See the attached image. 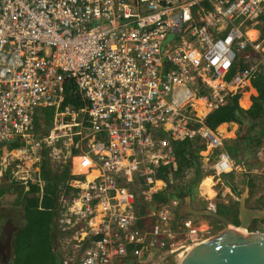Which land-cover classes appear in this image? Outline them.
I'll return each instance as SVG.
<instances>
[{
    "label": "built area",
    "instance_id": "2783aa9c",
    "mask_svg": "<svg viewBox=\"0 0 264 264\" xmlns=\"http://www.w3.org/2000/svg\"><path fill=\"white\" fill-rule=\"evenodd\" d=\"M263 19L264 0H0V181L42 196L43 161L68 167L56 209L65 264H169L213 236L164 198L180 144L219 150L199 184L208 209L240 201L225 182L239 172L261 205L264 144L244 166L204 119L255 75L264 32L248 29Z\"/></svg>",
    "mask_w": 264,
    "mask_h": 264
},
{
    "label": "trees",
    "instance_id": "16d2710c",
    "mask_svg": "<svg viewBox=\"0 0 264 264\" xmlns=\"http://www.w3.org/2000/svg\"><path fill=\"white\" fill-rule=\"evenodd\" d=\"M240 62L244 63V59L241 58ZM241 66L243 67V65ZM252 85L256 89L257 94L252 95L253 104L250 107L245 108L240 105L239 98L246 88L239 89L236 93L229 94L226 103L209 112L204 119L205 124L214 131L224 122H235L238 124L236 137L234 139H224V146L230 156L244 166L250 162L247 156L251 154V150L264 144V61L257 66ZM49 113L52 114V111H49ZM193 145H198V140ZM204 145L205 143L202 142L201 146L204 147ZM9 146L13 147L16 145L15 143H10ZM218 152L219 150L216 149L215 153ZM175 153L179 156L178 168L173 173L176 185L164 191V198L169 193L180 200L187 194L194 198L197 194L198 184L207 173L201 160L194 155L193 151H188L185 145L180 144ZM42 174L47 180V186L42 196L37 185H31L30 188L26 189L25 186L16 182L1 183L0 206L8 208L22 207L23 209L26 224L20 235V251L23 252L25 249L31 252V249L36 246L41 252V262L45 260L44 258H47L49 264H54L55 261L59 260L58 258L62 251L60 244V251L58 250L59 252H57L55 250L51 235L55 229L60 234L59 225L56 222V209L58 206V195L65 180L69 177V170L67 166L61 171L59 169L53 170L49 167L47 161L44 160L42 163ZM168 174L169 171L163 166L158 168L153 176L157 179H164ZM243 176H246L250 185L253 186V179L249 178L247 174ZM225 182L231 186L234 192H237L233 175H227ZM217 212L232 217L234 223H239L238 201L229 199L228 205L218 201ZM205 218L209 219L210 217ZM62 262L63 259L60 257V263L63 264Z\"/></svg>",
    "mask_w": 264,
    "mask_h": 264
},
{
    "label": "water",
    "instance_id": "95a60500",
    "mask_svg": "<svg viewBox=\"0 0 264 264\" xmlns=\"http://www.w3.org/2000/svg\"><path fill=\"white\" fill-rule=\"evenodd\" d=\"M249 190L241 193L238 206V224L217 211L197 209L187 195L178 209V221L184 216L210 217L224 227L211 237L202 239L189 247L176 264H264V233H243L255 220L264 222V205L251 207L247 204ZM264 203V197L261 200Z\"/></svg>",
    "mask_w": 264,
    "mask_h": 264
},
{
    "label": "flooded vegetation",
    "instance_id": "af4514ba",
    "mask_svg": "<svg viewBox=\"0 0 264 264\" xmlns=\"http://www.w3.org/2000/svg\"><path fill=\"white\" fill-rule=\"evenodd\" d=\"M258 204L261 203L258 202ZM25 224L26 217L22 207L8 208L0 206V264H49L47 258H44L45 260L41 262V252L36 246L31 249V252L25 249L23 252L20 251V235ZM51 240L55 250L59 252L61 234H59L57 229L52 232ZM60 257L63 259L62 263L65 264L63 251L59 255V260L55 261L54 264H61Z\"/></svg>",
    "mask_w": 264,
    "mask_h": 264
},
{
    "label": "crops",
    "instance_id": "0c3cea01",
    "mask_svg": "<svg viewBox=\"0 0 264 264\" xmlns=\"http://www.w3.org/2000/svg\"><path fill=\"white\" fill-rule=\"evenodd\" d=\"M251 28H253V29H257L258 31H259V29H261L260 31H262V32H264V30L260 27V26H258V25H255V26H251L249 29H251ZM248 29V30H249ZM260 51L258 52H253V54H254V56H255V59H258L259 61V63H260V61H261V58H262V56H264V42H260ZM258 62H253V63H257L258 65H259V63ZM249 89H254V92L253 93H251L250 94V104L247 106V107H245V106H243L241 103H240V101H241V99L243 98V96H244V93L245 92H247ZM257 94V91H256V89L254 88V86L252 85V82L246 87V90L245 91H243V93H242V95H241V97L239 98V103H240V105L241 106H243V107H245V108H248V107H250L252 104H253V100H252V95H256ZM197 105V107H198V110L200 109L201 111L200 112H202V113H206V109L205 108H202L203 107V105H200L199 103L198 104H196ZM199 112V113H200ZM237 129H238V124L237 123H235V122H224V123H222V124H220L218 127H217V129H216V131H217V133L222 137V138H224V139H226V138H231V139H234L235 137H236V135H237ZM185 146H186V148H187V150L188 151H193L194 152V155H197L198 153H199V151H200V155H199V157L198 158H200V156H201V160L204 162V163H202V165L204 166V169H205V171L207 172V170H209V172L210 173H212L211 172V159H212V157H213V155L215 154H212V155H209V156H206V154L208 153V151H209V148H206V147H202V146H197V145H192V144H184ZM253 152H254V149H252L251 150V154H249L248 156H247V158L248 159H252L253 158ZM248 165V164H247ZM210 173H208V175L210 174ZM236 175L237 176H235L234 177V183H235V185H236V187H237V193L239 194V198H240V196H241V193L243 194L245 191H247V190H249V199H248V202H247V204L249 205V206H251V207H256L255 205H256V203L257 202H255V200L254 199H252L251 198V190H252V186L250 185V183H249V179L246 177V176H243V175H245L244 173H236ZM238 175H240V176H242V179H238ZM204 178H205V176H204ZM200 184V183H199ZM230 188H231V186H230ZM208 194L209 195H213L214 194V190L213 189H208ZM188 195V194H187ZM186 195V196H187ZM186 196L182 199V200H180V205H182V203H184V201H185V198H186ZM228 198L229 199H232L230 196H228ZM212 199H215L217 202L218 201H221V202H223L225 205H228V203H229V200H228V202L227 203H225L223 200H222V198L221 197H219V198H215V197H213ZM251 202V203H250ZM191 203H192V205L195 207V208H197V209H204V208H207V206H208V200H207V198H206V196H203V195H201L200 194V192H199V187H198V191H197V194L195 195V197L193 198L192 196H191ZM238 204H239V202H238ZM254 204V205H253ZM261 205H264V203L261 201ZM239 206V205H238ZM179 208H180V206H179ZM185 217V216H184ZM195 217H198V216H195ZM200 217V216H199ZM204 218V219H203ZM178 219V218H177ZM198 219V218H197ZM199 220H200V223L201 224H203V225H205V224H212L210 221H207V219L205 218V217H200L199 218ZM215 226V225H214ZM168 262V260H166L165 261V263H167Z\"/></svg>",
    "mask_w": 264,
    "mask_h": 264
},
{
    "label": "bare ground",
    "instance_id": "6f19581e",
    "mask_svg": "<svg viewBox=\"0 0 264 264\" xmlns=\"http://www.w3.org/2000/svg\"><path fill=\"white\" fill-rule=\"evenodd\" d=\"M259 31L257 29H249L248 30V34L252 37V38H256L257 35H258ZM255 77V75H253L250 80H249V84L252 82V79ZM254 92V89H249L247 92L244 93V96L243 98L241 99L240 103L247 107L249 104H250V94ZM195 104H200V105H203V101L202 100H197V101H194ZM76 170H78L77 166H76ZM211 182V179L210 178H207L205 180V183H210ZM239 231L245 233V229H242V228H239L238 229Z\"/></svg>",
    "mask_w": 264,
    "mask_h": 264
},
{
    "label": "rangeland",
    "instance_id": "374dc122",
    "mask_svg": "<svg viewBox=\"0 0 264 264\" xmlns=\"http://www.w3.org/2000/svg\"><path fill=\"white\" fill-rule=\"evenodd\" d=\"M264 30V29H263ZM264 52V51H263ZM259 60L258 59H252V60H250V62H258ZM259 63V62H258ZM199 112H200V109L198 110ZM201 113V112H200ZM199 153H200V151H199ZM197 154L196 156L197 157H199V155L200 154ZM200 160H201V156H200V158H199ZM201 163H204L202 160H201ZM206 172V171H205ZM207 174L205 175V177L206 176H208V173H210L209 172V170H207V172H206ZM204 178V177H203ZM238 179H242V176H240V175H238ZM1 183H4V181H0V184ZM198 187H199V184H198V186H197V191H198ZM251 203V202H250ZM254 205V204H253ZM255 206H257V205H255ZM209 218V217H208ZM204 219V218H203ZM207 219V218H206ZM207 221H210L211 223H212V225L214 226V230L212 231V233H211V235H214V234H216V233H218L221 229H223V227H224V225L223 224H221V223H219L217 220H215V219H212V218H209V219H207ZM235 224H238L237 222L235 223ZM64 248H62V251H63V254H64V256L66 255V252L63 250ZM177 263V261H173L172 263H169V264H176ZM158 264H165V262L164 263H158ZM168 264V263H167Z\"/></svg>",
    "mask_w": 264,
    "mask_h": 264
}]
</instances>
